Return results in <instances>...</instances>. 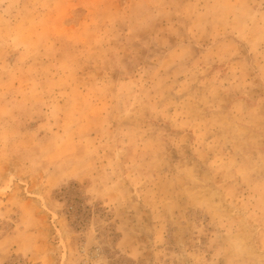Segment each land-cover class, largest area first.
Returning <instances> with one entry per match:
<instances>
[{
    "label": "rangeland",
    "instance_id": "374dc122",
    "mask_svg": "<svg viewBox=\"0 0 264 264\" xmlns=\"http://www.w3.org/2000/svg\"><path fill=\"white\" fill-rule=\"evenodd\" d=\"M0 264H264V0H0Z\"/></svg>",
    "mask_w": 264,
    "mask_h": 264
}]
</instances>
